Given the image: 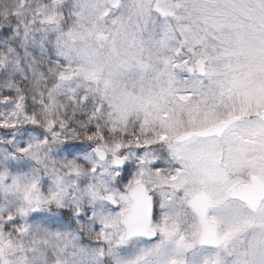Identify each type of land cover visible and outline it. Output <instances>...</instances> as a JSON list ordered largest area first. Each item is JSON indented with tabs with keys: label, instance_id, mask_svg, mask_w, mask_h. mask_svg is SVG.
<instances>
[{
	"label": "snow or ice",
	"instance_id": "1",
	"mask_svg": "<svg viewBox=\"0 0 264 264\" xmlns=\"http://www.w3.org/2000/svg\"><path fill=\"white\" fill-rule=\"evenodd\" d=\"M123 7L0 5V71L9 74L0 85V264H49L46 250L51 264H92L105 249L81 247L83 234L108 249L159 235L179 252L218 249L206 264H223L224 252L264 264V0H132L127 18L106 29ZM13 43L25 46L27 64ZM32 45L55 56L33 58ZM104 48L120 72L136 73L125 101L108 107L96 99L101 83L111 85L96 59ZM17 70L30 92L11 77ZM161 156L166 165L154 163ZM13 160L35 167L19 173ZM233 200L240 207L229 219L216 214Z\"/></svg>",
	"mask_w": 264,
	"mask_h": 264
},
{
	"label": "clouds",
	"instance_id": "2",
	"mask_svg": "<svg viewBox=\"0 0 264 264\" xmlns=\"http://www.w3.org/2000/svg\"><path fill=\"white\" fill-rule=\"evenodd\" d=\"M74 2V0H69V3ZM124 5L123 8L117 9L111 13L109 20L105 23L104 27L108 30H114V26L111 23L112 20L119 19L121 16L127 18L128 15V6L132 3V0H121ZM145 39H147V33L145 34ZM127 49V44L118 40V50L121 53H124ZM111 58V67H108L109 60ZM96 59L101 64L105 65L104 78H109L111 80V85L107 91L104 90V85L101 83L99 85V92L96 97L98 101H102V106L108 104V106L113 104L123 103L125 101V92H131L130 87H126L133 80V74H136L134 71L129 70L125 72H120L116 67V58L112 55L109 48H104L97 53ZM109 72L111 76L109 77ZM135 121H132V124L129 127L131 131L132 126H134ZM231 264H236L237 255L230 253Z\"/></svg>",
	"mask_w": 264,
	"mask_h": 264
},
{
	"label": "rangeland",
	"instance_id": "3",
	"mask_svg": "<svg viewBox=\"0 0 264 264\" xmlns=\"http://www.w3.org/2000/svg\"><path fill=\"white\" fill-rule=\"evenodd\" d=\"M10 2H11V0H0V5H2L4 3H10ZM157 31H158V29H157ZM50 38H53L54 39V36H52ZM2 44L3 43H0V47L2 46ZM13 46L16 47L17 50H20L21 49V52H19V51L18 52H19V54L21 56H24L25 57L24 63L27 64L28 60H27V56H25V51H26L25 46L23 44H20V43H14ZM35 46L36 47H34V45H32L30 47H27V53H28V55L32 56L33 58H35V57H41L42 55H47V56H51V57H54L55 56V52L51 48L46 47L45 50H44V52L42 53L41 52V47L38 46V45H35ZM27 71L30 72V68L27 69ZM25 74H26V72L22 70V71H16V74H10V75H11V77L13 79L16 80L15 81L16 83H19L22 86L26 87V89L30 92L33 86H32V84H31L30 81L23 79L24 76H25ZM6 75H7V77H6V79H4V82L9 78V74L7 73ZM133 79H135V75H133ZM48 86L50 87L51 85H48ZM2 90L3 89H0V91H2ZM5 92H7V90H5ZM58 99L60 100L61 103L64 102L63 96L58 97ZM27 103L29 104V106H32V104H33L32 99L29 98V100L27 101ZM4 109L5 108L0 107V112L5 111ZM55 151H54V153H55ZM57 158H59V157H57ZM15 171L18 172V170H15ZM45 187H47V186H45ZM87 207L90 208L91 206H87ZM221 210H223L224 212H226L227 215H230L231 216V214L233 212H235L237 209L234 208V207H232V206H228V208L221 209ZM244 237L247 238V240H248V238L252 237V235H250V233L247 232V233L244 234ZM80 246L83 247V248H85V249H86V247H92L91 252L92 251H95L96 249L99 248L98 246H96V247L95 246H88L87 243L84 242L83 239H81V238H80ZM102 247L104 249L108 250L107 251L108 260H102V258H99V259L94 258L92 260V264H109V262L111 264H120L121 262H124L125 263V261H126L125 258L119 256V253L115 249H108L107 245L102 246ZM190 251H191V249L190 250H186V253H189ZM221 256H222V258H224V255H221ZM46 257L49 260V264H51V260L54 257V253L52 252V254H50L49 256H46ZM100 259H101V261H100Z\"/></svg>",
	"mask_w": 264,
	"mask_h": 264
}]
</instances>
